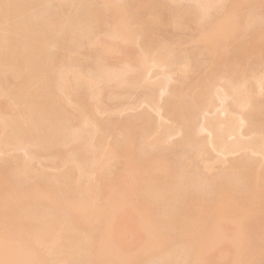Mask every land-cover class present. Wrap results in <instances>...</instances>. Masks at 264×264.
<instances>
[{
    "label": "bare ground",
    "instance_id": "obj_1",
    "mask_svg": "<svg viewBox=\"0 0 264 264\" xmlns=\"http://www.w3.org/2000/svg\"><path fill=\"white\" fill-rule=\"evenodd\" d=\"M177 1L0 0V264L264 262V0Z\"/></svg>",
    "mask_w": 264,
    "mask_h": 264
},
{
    "label": "rangeland",
    "instance_id": "obj_2",
    "mask_svg": "<svg viewBox=\"0 0 264 264\" xmlns=\"http://www.w3.org/2000/svg\"><path fill=\"white\" fill-rule=\"evenodd\" d=\"M70 1H72V0H70ZM181 1H183L182 4H180ZM185 1H186V0H185ZM185 1H184V0H180V2L177 1V3L179 2L180 5L184 6V5H186V2H185ZM68 2H69V0H68ZM74 2H78V0H77V1L74 0ZM74 2H72V3H74ZM187 2H188V1H187ZM55 3H58V2L56 1ZM69 3H70V2H69ZM184 3H185V4H184ZM227 3H228V4H226V6H227V5L230 6V5H229L230 2H227ZM188 4H190V3H188ZM188 4H187V5H188ZM51 5H52V6H55V4H51ZM52 6H49V7H47V8H50V7H52ZM226 6H225V7H226ZM228 6H227V7H228ZM54 9H55V8L52 7V10H54ZM47 10H48V9H47ZM50 10H51V8H50L48 11H50ZM52 10H51V11H52ZM51 11H50V12H51ZM263 17H264V15H263ZM262 23H263V26H264V20H262ZM253 26H254V25H253ZM253 26L249 27L248 29H245L244 32H246V33L242 32V33H244L245 35H244V34H243L244 36H242V34L240 35V37H242L241 41H240V39H239L240 37L238 38L239 40H236V41L242 42V41H244L245 39L247 40L246 37L250 35L249 33H250V32H253V31L255 30ZM256 27H257V26H255V28H256ZM249 29H251V30L248 31ZM187 30H188V29H187ZM191 31H192V32H191ZM247 31H248L249 33H248ZM189 32H191V33H190V34H191V37L187 36V33H188V35H190ZM193 32H194V31L191 30V29H189V31H187V32H185V31H182V32H181V33H185V34H186V35L183 34L184 38H185V36H187L186 38H189V39H190V40L187 39L188 42H187L186 39H185V42H187V43H186V44H183V45H182V44L180 45V49H181V50H183V51H186V50H187V52H189V51L192 52V51H193L192 49H194L195 47L197 48V45L199 46V43H198L199 40L194 39L195 36L197 37L198 35L192 36V33H193ZM247 33H248V35H247ZM194 34H196V32L193 33V35H194ZM197 34H198V33H197ZM245 36H246V37H245ZM250 36H251V35H250ZM191 38H193V39H191ZM198 38H199V37H198ZM198 38H197V39H198ZM243 39H244V40H243ZM191 40H193V41H191ZM183 42H184V41H183ZM197 43H198V44H197ZM239 44H240V43H239ZM86 47H87V46H86ZM232 48H234V45H233V47H231V49H230V50L233 51L234 49H232ZM185 49H186V50H185ZM196 50H197V49H196ZM232 51H229V52H232ZM83 52H84V49H83L82 51H80V53H81L82 56H84V55H83ZM229 54H230V53H229ZM200 58L203 59L204 57H201V56H200ZM204 59L206 60V58H204ZM200 60H201V59H199L198 61H200ZM205 60H201V61L204 62ZM198 61H196V62L194 61V64H193V65H195V63H196V65H197L198 63H202V62H198ZM197 62H198V63H197ZM205 62H207V61H205ZM205 64H206V63H205ZM196 65H195V66H196ZM203 65H204V63L200 64V68L203 67ZM207 65H208V62H207V64H206V66H207ZM197 66H198V68H197ZM197 66H196V70H197V69H200V68H199V64H198ZM204 66H205V65H204ZM206 66H205V67H206ZM205 67H203V68L205 69ZM193 68H195V67L193 66V67H192V70L190 69V71H191V72L194 71V73H193V72H192V73L195 74L197 71L195 72V69H193ZM153 69L155 70V72H154V70L151 69V70H152L151 74L154 72L155 74H154V73H153V74L156 75L157 77L154 76V75L151 76V75H150V72H148V74H147V77H148L147 80H149L150 83L153 82V81H155V78L158 79V78H160V77L162 76V75H160V74H162V73H161L162 70L157 71V70H158L157 68H156V69L153 68ZM159 69H162V68H159ZM201 69H202V68H201ZM201 69H200V70H201ZM204 69H202V71H203ZM163 70H164V69H163ZM198 71H199V70H198ZM156 72H157V73H156ZM159 72H160V73H159ZM158 73H159V75H158ZM192 73L190 74L191 76L193 75ZM202 73H203V72H199L200 75L197 73V74L199 75L198 78H200V76H201ZM176 74L178 75V73H176ZM176 74H174L175 77L173 76L175 82L178 81V79H177L178 76L176 77ZM179 74H180V73H179ZM148 75H149V76H148ZM190 75H189V77H190ZM198 75H195V76H196L195 78H197ZM158 76H160V77H158ZM152 77L154 78V80H153ZM162 77H163V76H162ZM173 78H172V80H171V79H168V80L172 81V82L169 81V82H170L169 84H171L172 87H173V85H174V84H173V83H174V82H173ZM178 78H180V77H178ZM192 78H193V80H194V75L192 76ZM192 78H190L188 82H190V80H192ZM198 78H197V79H198ZM151 79H152V81H151ZM157 79H156V80H157ZM176 80H177V81H176ZM193 80H192V81H193ZM195 80H196V79H195ZM195 80H194L195 84L198 85L200 82H198V84H197V82H196ZM197 81H198V80H197ZM167 83H168V82H167ZM191 83H192V82H191ZM191 83H189V84H191ZM169 84H168V86H169ZM175 84H176V83H175ZM195 84H194V86H195ZM192 85H193V83H192ZM167 88H168V87H167ZM169 88H171V87H169ZM169 88H168V89H169ZM138 91H139V90H138ZM138 91H137V93H138ZM140 91H141V93H142V92L145 91V90H143V91L140 90ZM132 94H135L134 96H136V92H134V93H132ZM132 94H131L130 96H129V95L124 96V97H125V100L123 99V97H121V98L118 97V101H119V102H116V103H109V106H111L110 104H112V105L115 104V105H113V106H115V107H113V106H112V108L109 107L110 111H112L111 109H115V108H118V109H116V111H118L121 107H123V108H122V109H123V110H122L123 112H121V109H120V110L118 111V113H117L119 119H120V117H121L122 119L126 118V119H124V120L127 121V119H129V118L135 117L136 114L138 115V113H139V114H141V113H145V112L148 110V108H151V107H149V106L146 104L145 106H146V107L148 106V107H147V110H146V109H145L146 107L143 105V106L145 107V108H144L145 110H142V112L140 113V111H141L140 109H142L143 107L141 108V107H138V106H137L138 109L134 107V108L137 110V112L140 110V111L137 113L136 110L133 108V106H136L135 104H138V103H136V102H139L138 98H140V97L142 96V94L140 95V93H138V97H137V98L135 97V98L131 99V98H132ZM128 96L130 97V98H128V99H130V100L127 99ZM134 96H133V97H134ZM164 97H165V95H164ZM120 99H123V100H120ZM126 99H127V100H126ZM134 99H137V101L134 100ZM140 99L142 100V98H140ZM161 99H162V98H161ZM131 100H132V101L134 100V101L132 102ZM141 100H140V101H141ZM114 101H116V100L114 99ZM114 101H113V102H114ZM120 101H121V103H120ZM123 101H125V102H123ZM135 101H136V102H135ZM227 101H229L228 103L230 104V102H231L230 99L227 100ZM227 101H226L225 105L227 104ZM110 102H112V100H111ZM126 102H127L129 105H131V106H132L131 108H133V109L130 110V108H129V111H127L128 108L125 109V108H126L125 106H128V105H126V104H127ZM134 102H135V104H134ZM161 102L163 103V99L161 100ZM159 103H160V101H159ZM162 103H161V105H162ZM118 104H119V105H118ZM120 104H121V106H120ZM139 104H140V102H139ZM218 104H219V103H218ZM123 105H124V106H123ZM220 105H221V104H220ZM118 106H120V107H118ZM141 106H142V104H141ZM129 107H130V106H129ZM220 109L222 110V108H220ZM220 109L218 108V110H220ZM124 110H126V111H124ZM218 110H217V111H218ZM116 111L113 112V113L115 114ZM133 111H134V112H133ZM143 111H145V112H143ZM149 111H150V113L152 112L150 109H149ZM119 112H120V113H119ZM135 112H136V114H135ZM154 112H155V111H153V112L151 113L152 116H153ZM110 113H111V112H110ZM110 113L108 114L109 117H108V116L105 117V116L107 115L106 113H105L106 115H105V116L103 115V116H104L105 118L110 119V117L113 116V113H111L112 116H111ZM121 113H122L123 115H122ZM155 113H156V112H155ZM220 113H221V112H220ZM117 114H115V115H117ZM126 114H127V115H126ZM131 114H135V115L133 116V115H131ZM157 114H158V113H157ZM209 114H210V113H208V115H207V113H206V117H209V116H210L209 118H211V117H212L211 115H214L215 113H211L210 115H209ZM216 114H218V113H216ZM115 115H114V117H115ZM129 115L132 116V117H129ZM137 115H136V116H137ZM155 115H156V114H155ZM155 115H154V116H155ZM158 115H159V114H158ZM158 115H157V117H158ZM223 115L225 116V114H222V117H223ZM214 116L216 117V115H214ZM214 116H213V117H214ZM114 117H112L111 119L114 120V119H113ZM116 117H117V116H116ZM157 117L155 116V118H157ZM160 118H161V117H160ZM160 118H157V119H155V120L158 121V119H160ZM119 119L117 120V119L115 118V121H114V122H116L117 125H118V123H119V124H122V122H120ZM163 119H164V118H163ZM120 120H121V119H120ZM124 120H123V122H124ZM160 120H162V119H160ZM126 121H125V123H126ZM163 121H164V120H162L161 123H163ZM166 121H167V120H166ZM166 121H164V122H166ZM117 122H118V123H117ZM167 123H169V122L167 121ZM165 124H166V123H165ZM165 124H164V125H165ZM169 124H170V123H169ZM169 124H168V125H169ZM123 125H124V124H123ZM244 128H245V127H244ZM244 128H243V130H244ZM245 129H246V128H245ZM244 132H246V130H245ZM244 132H243V134H244V135H243V138H244V136H245V133H244ZM205 135H206V134H205ZM205 135H204V137L207 139L208 134H207L206 136H205ZM175 136H176V135H175ZM177 136L179 137V135H177ZM177 136L175 137V139H173V138L170 137V138L172 139V142H171V139L168 140V142H169V141H170V142H169L167 145L169 146V145H171L172 143H173L172 145H175L174 142L179 141L180 138H181V137H179V139H178ZM246 136H247V138L249 139L250 136H248V134H247ZM173 137H174V136H173ZM202 137H203V136H202ZM115 138H116V137H115ZM230 139L233 140V138H230ZM244 139H246V137H245ZM246 140H247V139H246ZM166 141H167V140H166ZM164 145H166V143H164ZM164 145H163V147H164ZM168 146H167V147H168ZM173 147H174V146H173ZM158 149H159V150H158ZM160 149H161V151L164 150V148H162V147H161V148H157L156 150L160 151ZM170 149H171V147H170ZM170 149L165 147V150H166V151L164 150V151L166 152L165 155H164V153H163L164 151H163V152H160V153L157 151V156H159V154H163V155L167 158L165 161H172V162H173L174 160H176V159L178 158L177 156H179V155H178V153L176 154L175 151H172V150H170ZM167 150H170V151H172L173 153L175 152L174 154H176V155L173 157L172 152L169 151V152H170V153H169ZM213 150H214V149H213ZM213 150L210 149V151H212V152H213ZM186 151H188V150H186ZM216 151H218V150H216ZM216 151L214 150V152H216ZM154 152H156V151H154ZM154 152H153V153H154ZM167 152H168V153H167ZM184 152H185V151H184ZM188 152H189V154H190L192 151L189 150ZM188 152H187V153H188ZM214 152H213V153L210 152V153L212 154L211 157L209 156L211 159H212L213 156H215L214 158H216L217 155H218L219 159H220V158H223V157L220 155L221 153H219V151L216 152V153H218V154H216V153H214ZM242 152H243V151H242ZM10 153H11V152H10ZM10 153H9V154H10ZM12 153H13L14 156H15V154H16V155L19 154V153H17V152H16V153H15V152H12ZM12 153H11V155H12ZM20 153H21V155H22V152H20ZM239 153H240V152H239ZM239 153L237 152V154H235V155H234V154H231L232 156L229 155V158H230V159L227 158V157H226V158L224 157V159H223L224 164L222 163V159H220V160H221L220 162L216 163L217 161H219V159H218V160L215 159L216 161H214V158H213V160H212V162H211L210 165H211L214 169H211L212 167H211L210 165H206L207 168L211 167V168L208 169V171L210 172V170H211V171L213 170V172H211V174H215V178H218V177L221 178L220 176H217V175H220L222 172L215 173V171H219V169L221 170V168L226 170L225 166H226V167L231 166L230 164H232V162L235 161V158H239V157L242 158L243 155L247 154V152H246V153L243 152L244 154H243V153L239 154ZM155 154H156V153H155ZM155 154H154V155H155ZM171 154H172V156H171ZM238 154H239L240 156H239ZM166 155H168V156H166ZM169 155H170L171 157H170ZM191 155H192V153H191ZM237 155H238V156H237ZM241 155H242V156H241ZM200 156L203 157L202 155H199V157H200ZM223 156H224V155H223ZM226 156H227V155H226ZM235 156H236V157H235ZM254 156H256V155H254ZM254 156L252 155L251 157L254 158ZM135 157H136V156H132L131 158H128V161H129V163H128L129 165H128V166H127V162H128V161L126 162V160H124V159H123L124 162H123L121 165H122V166L125 165L124 167L127 168V169H129V168H134L135 165L138 164V165L136 166V168H135V169L137 170L138 166L142 165V163H143L144 161L142 162V159H143V158H141V159H140V162H142V163L139 164V162L137 163V161H138V159H139V156H137L138 159L135 158ZM160 157L162 158L161 160H162V162H163V161H164L163 156H160ZM160 157H158V158L160 159ZM199 157H197V158H199ZM201 157H200V158H201ZM218 157H217V158H218ZM258 157H259V158H258ZM41 158H42V157H41ZM133 158H134V159H133ZM171 158H174V159L171 160ZM197 158H195V159H197ZM200 158H199V159H200ZM231 158H234V159H231ZM256 158H258V160L256 159L257 161H260V160H261L262 162H264L263 157L256 156ZM261 158H262L263 160H262ZM131 159H133L134 162H133ZM135 159H137V160H135ZM159 159H158L157 161H159V163H162V162H160L161 160H159ZM168 159H169V160H168ZM204 159H205V157H204ZM204 159H203V160H204ZM228 159H229V160H228ZM259 159H260V160H259ZM203 160H199V164H197L198 162H196V164L199 166L200 163H201L202 166H203V163H202ZM224 160H225V161H224ZM226 160H228V161L230 162V164H229L228 161H226ZM233 160H234V161H233ZM236 160H237V159H236ZM254 160H255V158H254ZM41 161H42V160H41ZM130 161L132 162V166H130ZM135 161H136V162H135ZM197 161H198V160H197ZM200 161H201V162H200ZM205 161H206V160L203 161L204 164H206ZM231 161H232V162H231ZM261 161H260V162H261ZM121 162H122V161H121ZM134 163H135V164H134ZM208 163H209V162H207V164H208ZM213 163H214V164H213ZM221 163H222V164H221ZM225 163H226V164H225ZM37 164H38V165H39V164L41 165V162H37L35 165L37 166ZM43 164H44V161H43ZM43 164H42V165H43ZM227 164H228V165H227ZM261 164H263V163H261ZM40 165H39V167H40ZM121 165L119 164V168L121 167ZM222 165H223L224 168L222 167ZM263 165H264V164H263ZM2 166L4 167V163H2L1 167H2ZM200 166H201V165H200ZM200 166H199V167H200ZM202 166H201V167H202ZM206 166H205V167H206ZM124 167H123V168H124ZM219 167H220V168H219ZM37 168H38V167H37ZM1 169H3V168H0V170H1ZM121 169H122V167H121ZM138 169H139V168H138ZM228 169H229V168H228ZM122 170H125V169H122ZM48 171H51V170L49 169ZM222 171H223V170H222ZM51 172H52V171H51ZM55 172H56V171H55ZM154 174H155V175L157 174V175L155 176ZM209 174H210V173H209ZM152 175L154 176V178H157V176L159 175V173H153V174L150 173V174L148 175V177H150V179H153V178H152ZM212 176H214V175H212ZM216 176H217V177H216ZM86 225H87V224H86ZM86 225H84V227H85ZM87 226H88V225H87ZM87 226H86V227H87ZM86 227H85V228H86ZM86 229H87V228H86ZM168 230H169V228H166V231H165L166 235H170V233L168 232ZM167 232H168V233H167ZM166 235H165V237H166ZM170 236H171V235H170ZM167 237L169 238V236H167ZM170 238H171V237H170ZM259 238H260V237H259ZM259 238H258V237H256V238L253 237V238H252V241H253V239H254L255 242H254V241H253V242H254V244L256 243L257 246L261 244V243L259 244V242H260V239H259ZM177 240H178V239H175V241H173V242L176 244L177 242H179V241H177ZM258 240H259V241H258ZM144 241H145V243H146L147 240H144ZM176 241H177V242H176ZM252 241H251V242H252ZM253 242H252V243H253ZM141 243L144 244V242H141ZM252 243H251V245H254V244H252ZM262 244H263V243H262ZM245 247H246V244H245ZM250 247H251V246H250ZM254 247H255V246H254ZM22 250H25V252H26L27 249H24V248H23ZM36 250L39 251V250H38V246L36 247ZM263 251H264V250H263ZM22 252H23V251H22ZM25 252H23L21 255H23ZM153 262H154V261L152 260V263H153ZM154 263H155V262H154ZM258 263H259V262H258ZM258 263H257V264H258ZM260 263H261V264L264 263L263 260L260 261ZM255 264H256V263H255Z\"/></svg>",
    "mask_w": 264,
    "mask_h": 264
}]
</instances>
